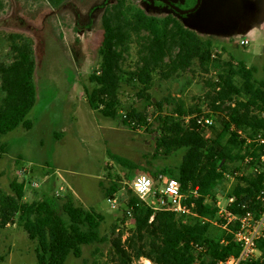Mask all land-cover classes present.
I'll use <instances>...</instances> for the list:
<instances>
[{
  "label": "trees",
  "instance_id": "16d2710c",
  "mask_svg": "<svg viewBox=\"0 0 264 264\" xmlns=\"http://www.w3.org/2000/svg\"><path fill=\"white\" fill-rule=\"evenodd\" d=\"M101 20L99 68L89 76L94 87L85 89L93 110L115 114L121 109L119 89L126 75L141 87L138 95L142 99L161 108V102L154 103L153 97L146 95L152 88L154 75L171 80L190 71L196 63L201 73H215L214 78L205 80L207 90L200 102L207 104L213 114L223 115L221 129L213 139L206 136L207 126L195 120L159 136L149 169L138 167L133 160L112 156L117 165L129 172L146 173L155 183L159 175L171 177L188 194L190 185H197L199 195L187 199V205L195 202L196 217L170 211L136 213L139 200L133 193L128 195L124 209L127 218L128 212L132 213L134 224L127 232L119 228L112 231L109 263L133 264L135 257H142L153 264H218L231 255L237 256L240 248L233 242L232 234L236 226L232 224L223 230L215 228L212 222L217 218L216 201L220 186L227 181L228 166L243 161L245 155L258 158L262 153L260 148L252 153L244 148L245 139L239 132L264 135V80L256 82V68L241 61L220 63L213 57L211 41L198 37L173 14L163 18L149 16L125 0H117L105 10ZM8 40V57L0 60V152L4 151L2 136L20 126L31 128L27 116L36 103L32 41L22 34H11ZM132 45L135 62L126 69ZM201 103L189 105L187 114L201 115ZM146 119L145 110L131 108L120 117L118 128L154 134L147 130ZM178 155L180 162L173 164L171 160ZM127 176L129 181L133 180ZM263 180L264 173L241 176L231 193L235 202L229 209L236 214L252 209ZM23 187L22 182L11 196L0 194V225L4 227L18 220L27 237L36 242L38 264H65L70 254L80 258L84 246L106 241L99 233L101 220L91 211L71 207L66 220L57 197L22 203ZM196 246L203 247V251ZM256 247L261 258L252 264H264V238Z\"/></svg>",
  "mask_w": 264,
  "mask_h": 264
},
{
  "label": "rangeland",
  "instance_id": "374dc122",
  "mask_svg": "<svg viewBox=\"0 0 264 264\" xmlns=\"http://www.w3.org/2000/svg\"><path fill=\"white\" fill-rule=\"evenodd\" d=\"M116 1L0 0V60L8 57V37L22 34L32 41L36 62V103L27 116L32 126L30 129L20 126L1 138L4 151L0 152V194L14 195L16 186L23 182L22 203L57 197L66 220L71 207L91 211L100 218L99 233L106 241L84 246L80 258L70 254L65 264H110L112 231L119 228L127 232L133 226L123 204L132 195V181L127 175L135 178L142 173L129 172L106 155L110 128L118 129L120 117L136 108L146 111L147 130L155 132L152 135L158 138L170 134L185 123L184 114L188 115L187 109H180L172 99V94L178 93L186 107L199 104L207 90L205 80L215 76L213 72L201 73L196 63L190 71L171 80L154 75L152 88L146 95L153 97L154 103H162L157 108L138 95L141 87L126 75L119 89L121 109L115 114L93 110L85 89L94 87L89 76L99 68L102 15ZM125 1L149 16L163 18L173 14L198 37L211 41L213 57L220 63L241 61L256 68V82L264 80V0H201L197 10L187 14H179L157 1ZM168 1L184 10L195 5L185 0ZM243 39L249 44L240 45ZM134 62L135 45H132L124 68ZM201 105L202 112H211L207 104ZM222 117L215 114L214 124L206 128L207 138L213 139L220 131ZM137 135L141 138L139 143L153 140ZM252 147L246 149L250 151ZM171 162L178 164L179 155ZM228 168L227 181L220 186L222 204L232 195L241 176L250 174L249 166L240 162ZM25 170L30 173L25 175ZM110 199L117 200L114 208ZM212 224L219 228L217 218ZM141 259H134L133 264H143ZM0 264H38L36 242L27 237L17 219L4 227L0 225Z\"/></svg>",
  "mask_w": 264,
  "mask_h": 264
},
{
  "label": "built area",
  "instance_id": "2783aa9c",
  "mask_svg": "<svg viewBox=\"0 0 264 264\" xmlns=\"http://www.w3.org/2000/svg\"><path fill=\"white\" fill-rule=\"evenodd\" d=\"M247 39L240 41V45H248ZM172 99L178 104L180 109L186 110L187 107L181 102V97L178 93L172 94ZM183 120L188 123L190 120H195L199 124H204L210 127L214 124L215 114L212 112H203L201 115H195L190 117L184 114ZM233 128V127H232ZM240 136L245 139L244 148L253 145L250 149L252 153L255 148H261V154L254 160V157L249 154L245 155L243 161L240 163L244 166H249L250 174L259 175L264 172V137L261 133L248 135L239 132ZM252 163V164H251ZM26 174L30 173V170H25ZM23 173V172H22ZM38 186L37 183L34 184ZM130 188L132 193L138 198L139 202L136 204V213H146L150 210L153 211H170L180 216H193L196 217L195 202H191L187 205V199L192 196L198 197V186L190 185L189 194L182 191L180 183L171 177L159 175L157 183L148 175L140 174L133 178ZM59 195V192H56ZM110 206L114 208L117 200L110 199ZM235 202V196L231 195L223 201H216L218 226L227 230L229 226L234 224L236 226L233 234V242L238 245L240 252L237 256H229L225 261H221L218 264H252L261 258V253L257 249L256 244L260 239L264 238V180L262 188L252 203L253 208L247 209L243 214L233 213L229 207ZM242 207H245L244 205ZM131 225L134 224V218L132 213L128 212ZM197 249L203 251V247L196 246ZM142 258L135 257L134 259ZM143 259V258H142ZM141 259V260H142ZM134 261V260H133ZM153 264V263H152Z\"/></svg>",
  "mask_w": 264,
  "mask_h": 264
},
{
  "label": "bare ground",
  "instance_id": "6f19581e",
  "mask_svg": "<svg viewBox=\"0 0 264 264\" xmlns=\"http://www.w3.org/2000/svg\"><path fill=\"white\" fill-rule=\"evenodd\" d=\"M168 85L165 87L168 90ZM153 143L138 142V135L136 133H122L113 131L111 135V142L109 145L110 153L113 155H120L127 158H134L138 166H146L149 164L150 157L154 150ZM143 264H152L147 259L141 260Z\"/></svg>",
  "mask_w": 264,
  "mask_h": 264
},
{
  "label": "crops",
  "instance_id": "0c3cea01",
  "mask_svg": "<svg viewBox=\"0 0 264 264\" xmlns=\"http://www.w3.org/2000/svg\"><path fill=\"white\" fill-rule=\"evenodd\" d=\"M117 128V127H116ZM113 131H116V132H122V133H130L131 131H129V130H126V129H124V130H120V128H118V129H115V128H110V139H111V135H112V132ZM132 132H134V131H132ZM136 133V132H135ZM136 134H140V135H146V136H148V137H150L151 139H153L151 142L153 143V145H154V150H153V153H152V155L154 154V152H155V145H156V141H157V136L156 135H152V134H146V133H142L141 131H138V133H136ZM138 141H141V138H140V136H139V138H138ZM111 142V141H110ZM109 145H110V143H109ZM106 155H109V156H117V155H113L112 153H110V150L108 149L107 151H106ZM152 155H151V157H150V161H149V164L148 165H146V166H138V167H144V168H151V165H152ZM118 156H120V155H118ZM133 160L135 161V159L133 158ZM137 163V162H136Z\"/></svg>",
  "mask_w": 264,
  "mask_h": 264
},
{
  "label": "water",
  "instance_id": "95a60500",
  "mask_svg": "<svg viewBox=\"0 0 264 264\" xmlns=\"http://www.w3.org/2000/svg\"><path fill=\"white\" fill-rule=\"evenodd\" d=\"M150 1H153V2L157 1V2L163 3V4L167 5L170 9H172L173 11H175L179 14H187V13H191V12H194L195 10H197V8L200 5L201 0H196L195 5L192 8L186 9V10L177 7L174 3H172L168 0H150Z\"/></svg>",
  "mask_w": 264,
  "mask_h": 264
}]
</instances>
